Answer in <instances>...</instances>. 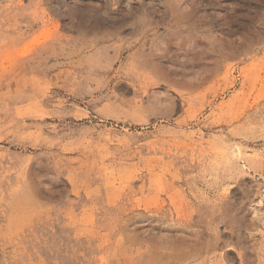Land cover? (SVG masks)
I'll use <instances>...</instances> for the list:
<instances>
[{"label": "rangeland", "instance_id": "1", "mask_svg": "<svg viewBox=\"0 0 264 264\" xmlns=\"http://www.w3.org/2000/svg\"><path fill=\"white\" fill-rule=\"evenodd\" d=\"M0 264H264V0H0Z\"/></svg>", "mask_w": 264, "mask_h": 264}, {"label": "bare ground", "instance_id": "2", "mask_svg": "<svg viewBox=\"0 0 264 264\" xmlns=\"http://www.w3.org/2000/svg\"><path fill=\"white\" fill-rule=\"evenodd\" d=\"M247 35H248V34H246L245 36H247ZM243 38H244V37H243ZM240 42L243 43V39H241ZM242 43H241V45H242ZM228 44H230V43L228 42Z\"/></svg>", "mask_w": 264, "mask_h": 264}]
</instances>
